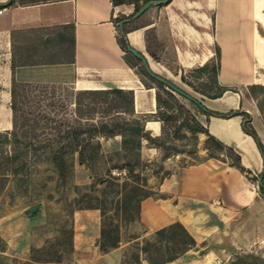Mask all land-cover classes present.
Masks as SVG:
<instances>
[{"label":"crops","instance_id":"0c3cea01","mask_svg":"<svg viewBox=\"0 0 264 264\" xmlns=\"http://www.w3.org/2000/svg\"><path fill=\"white\" fill-rule=\"evenodd\" d=\"M0 9V131L13 127L10 90L16 81L69 86L77 91L130 89L132 115L144 117V130L159 137L163 125L154 116L160 107L156 87L144 84L143 76L136 70L137 63L130 66L125 61L126 49L118 43L115 26L120 15L129 18L121 27L125 42L142 54L152 73L167 81L180 78L186 69L214 63L218 85L229 89L201 102L195 97L188 99L195 118L207 132L224 146L233 147L246 172L253 179L257 177L256 187L249 186L248 176L238 168L209 155L208 135L197 132L195 154L200 159L177 164L164 176L158 187L164 194L142 198L138 219L149 230L180 221L197 242L219 244L227 236V244L233 248L262 239L264 220L258 219L259 214L254 213L256 218L249 228L246 220L232 222L234 234L239 233L233 241L229 239L232 230L226 235V214L230 207L235 211L244 206L249 215L264 203L258 186L260 180L264 182V158L253 137L243 129L247 122L264 150V106L259 103L260 95L251 90L254 86L264 88V0H167L151 3L137 17H133L138 10L135 1L114 4L112 0H0ZM150 39L160 46L165 43L171 51L150 48ZM171 55L179 64L176 74L168 66ZM192 100L212 111L239 110L248 116L206 115ZM99 141L100 152L122 149L120 134L101 136ZM138 155L142 161L156 160L160 148L142 137ZM211 200L218 204L213 203L210 211L202 212L196 204ZM224 201L230 203L229 208ZM96 215V208L75 210V228L83 225L96 233ZM206 216H212L214 221L204 224ZM242 227L249 231L247 241ZM214 235L217 242L211 240ZM81 238L80 235L78 240ZM217 247L185 263L176 258L164 264H217L220 249L229 255L225 246Z\"/></svg>","mask_w":264,"mask_h":264},{"label":"rangeland","instance_id":"374dc122","mask_svg":"<svg viewBox=\"0 0 264 264\" xmlns=\"http://www.w3.org/2000/svg\"><path fill=\"white\" fill-rule=\"evenodd\" d=\"M124 1H135L138 7L144 3L143 0ZM124 17L127 16L120 15L115 20L121 39L123 29L117 23ZM148 36L152 37L151 30ZM148 44L150 48L171 51L165 43L160 46L150 39ZM124 51L133 63H137L136 70L144 82L156 87L160 107L154 116L161 118L163 125L162 134L158 137L160 155L156 160L142 161L134 151L112 149L100 152L87 165L79 163L77 154L72 156L70 153L71 135H67L66 130L80 127L78 117L94 120L129 117L126 113L117 114L106 109L114 95L107 98L99 96L94 100L92 95H80L69 86L19 87L16 129L0 143V155L21 152L19 158L11 162L6 176L0 179V264H146L147 253L142 247L146 240L153 241L156 236L154 230L147 229L136 216L140 196L145 193L153 197L163 195L158 187L164 176L177 164L196 162L200 157L195 154L196 137L180 126L182 120L187 119L190 123L195 117L188 97L154 78L137 58ZM169 59L168 66L176 74L179 64L174 62V56H169ZM214 74L215 65L210 63L186 69L180 78L168 80L201 102L207 100L208 95L220 91ZM251 90L260 95L259 103L264 106V88L254 86ZM208 144L209 155L226 164L236 161L237 152L233 147L220 148L212 140ZM60 151H64V165H60ZM171 156L176 157L174 161L169 159ZM130 165L136 177L129 175ZM243 173L249 178V186L256 187L257 177L253 179L246 170ZM134 186L140 190L132 188ZM37 203L36 211L26 212L27 207ZM213 203L218 204V201H199L196 204L206 212L210 211ZM228 204L224 201L226 208H229ZM86 205L100 206L102 210L96 208V233L89 232L83 225L75 228L74 212L79 209L77 207ZM261 205L264 208V203ZM261 207L253 208L249 215L244 206L237 207L235 211L230 207L226 214V235L232 230L229 239L235 232L232 229L234 220H246L249 228L253 226L256 213L262 222L264 209ZM206 217L207 220L202 221L204 224L214 221L212 216ZM102 224L110 235L119 238L115 247L103 248ZM244 227L242 233L247 241L249 231ZM80 235L82 238L78 240ZM211 240L217 242L218 237L214 235ZM157 246L163 248L165 255L176 251L171 243L165 241H158ZM217 246H225L229 253L219 257L217 264H264V236L241 248L229 246L227 236L219 244L204 240L197 242L178 260L185 263L210 248L218 249Z\"/></svg>","mask_w":264,"mask_h":264},{"label":"trees","instance_id":"16d2710c","mask_svg":"<svg viewBox=\"0 0 264 264\" xmlns=\"http://www.w3.org/2000/svg\"><path fill=\"white\" fill-rule=\"evenodd\" d=\"M114 4L125 2L124 0H112ZM144 3L148 0H143ZM136 5V9H138ZM118 43L123 49H126V42L124 38H117ZM125 61L130 65L134 66L133 62L127 57L124 56ZM146 85V83L144 82ZM30 86L26 83H19L16 81L12 82L11 85V101L10 107L12 110V123L13 127L11 130L0 131V143L7 139L11 133H14L16 129V111H17V96L19 87ZM229 89L227 87H221L219 93L214 95H208V97H215L220 94L223 90ZM80 95H92L93 99L96 100L99 96L107 98L108 95L113 94L114 96L110 98L109 105L106 106L107 110H114L117 114L126 113L129 117H113L111 119L102 118L100 120H94L90 117H78L81 122H79L80 127L66 130L67 135H71L70 146H72L70 153L72 156L77 154V160L79 163L88 164L90 161L95 160V158L100 154V141L99 137H108L115 134L121 135V147L127 152H136L138 154L139 148L141 145V138L145 137L151 143L159 146V138L151 136L146 130H144L143 119L144 117H135L133 116V106H132V90L123 89L119 87H110L106 89H88V90H79ZM156 102L157 106H160V99L158 93L156 92ZM196 107L200 109L206 115L217 114V115H231V114H245L242 111H233L230 110L227 113H221L217 111H212L206 108L199 101L192 100ZM248 116L247 114H245ZM161 119V118H157ZM180 126H184L188 132L193 134L196 137L197 132H205L209 140H212L220 146V148L225 147L222 143L217 141L213 136H211L206 128L195 118L192 117L190 123L186 120L180 122ZM243 129L245 132L250 134L255 140L258 148L260 149L263 158L264 150L263 146L254 131V129L247 125V122L243 123ZM86 136V137H85ZM206 146L209 147L208 142ZM21 152H14L11 154L1 153L0 155V179L6 176V171L11 169V162L19 158ZM60 165H64L65 156L64 151H60ZM54 159H58V156H54ZM229 165L235 166L242 173L245 171L244 167L240 164V157L237 153L236 161L234 163H229ZM128 173L132 177H136L137 174L133 170V166H129ZM262 173H260V176ZM259 190L264 194V182L260 180L258 183ZM134 189H139V187L134 186ZM140 190V189H139ZM150 194H142L138 200L136 206V216H139V202L142 198L149 196ZM100 208V206L86 205L79 206L77 208ZM101 210V208H100ZM102 211V210H101ZM100 234L102 237V246L106 247H115L118 244L119 238L117 236L110 235V231L102 224L100 228ZM154 235L156 236L155 240H146L142 250L147 253L146 264H164L171 260H174L185 253L188 249H191L197 245L196 239L192 234L185 228V226L180 221H174L162 227H159L154 230ZM158 241H165L171 243L176 251L170 255H165L163 248L157 246Z\"/></svg>","mask_w":264,"mask_h":264},{"label":"water","instance_id":"95a60500","mask_svg":"<svg viewBox=\"0 0 264 264\" xmlns=\"http://www.w3.org/2000/svg\"><path fill=\"white\" fill-rule=\"evenodd\" d=\"M167 0H148L146 1L145 3H143L139 8L138 10L133 14V17H137L138 15H140L151 3H156V4H160V3H163V2H166ZM129 18H125V19H122L118 22V27L121 28L123 23L125 21H128ZM126 50H128L129 52H131L134 56L138 57L139 59L142 60L143 64H144V67L145 69L148 71V73L150 75H152L153 77H155L157 80L165 83L166 85L170 86L172 89L178 91L179 93L181 94H184L186 95L187 97L193 99L192 96L188 95L186 92H184L182 89H180L179 87H177L176 85H174L173 83L167 81L166 79L162 78L161 76L159 75H156L154 73H152L150 70H149V67H148V64L145 60V58L142 56V54H140L135 48H133L132 46L126 44ZM39 204H34V205H31L29 207L26 208V212H29V213H33L34 211H36V209L38 208Z\"/></svg>","mask_w":264,"mask_h":264},{"label":"bare ground","instance_id":"6f19581e","mask_svg":"<svg viewBox=\"0 0 264 264\" xmlns=\"http://www.w3.org/2000/svg\"><path fill=\"white\" fill-rule=\"evenodd\" d=\"M187 63H188V62H187ZM246 233H247V232H246ZM236 236H237V234H233L232 237H231V240L233 241V240L236 238ZM238 241H239V240H238ZM219 252H220V255H221V256L226 255V252H224V251H222V250H220Z\"/></svg>","mask_w":264,"mask_h":264},{"label":"built area","instance_id":"2783aa9c","mask_svg":"<svg viewBox=\"0 0 264 264\" xmlns=\"http://www.w3.org/2000/svg\"><path fill=\"white\" fill-rule=\"evenodd\" d=\"M0 11H1V9H0Z\"/></svg>","mask_w":264,"mask_h":264}]
</instances>
